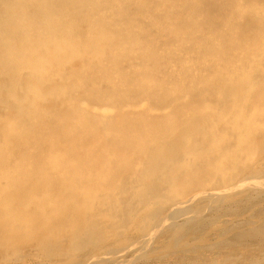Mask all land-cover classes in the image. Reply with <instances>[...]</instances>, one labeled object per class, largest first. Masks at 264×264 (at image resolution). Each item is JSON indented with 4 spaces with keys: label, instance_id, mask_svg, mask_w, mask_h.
I'll return each instance as SVG.
<instances>
[{
    "label": "rangeland",
    "instance_id": "rangeland-1",
    "mask_svg": "<svg viewBox=\"0 0 264 264\" xmlns=\"http://www.w3.org/2000/svg\"><path fill=\"white\" fill-rule=\"evenodd\" d=\"M151 1H131L119 13L111 11L115 3L103 0H0V264H264V178L252 187L247 181L240 184L254 163L264 162V135L252 141L248 161L235 159L239 151L233 144V122L225 119L227 113L232 116V108L238 111L231 98L243 91L245 97H238L241 104L252 98L255 110L264 109V46L253 49L259 31H264V0H177L176 4L166 0L164 7L173 15L170 21L174 24L186 25L194 11L203 19H195L198 30L185 36L175 51L170 48L176 44V36L157 27L160 11L148 10ZM241 5H249L244 14L239 12ZM130 15L135 25H140L135 31L128 28ZM91 16L97 17L94 29L88 25ZM68 18H76V23ZM46 28L52 30L48 39L43 37ZM56 30L61 34H55ZM211 32L218 39L200 44V35ZM150 36H156V41L150 42ZM194 40H199L198 44ZM194 45L200 52L211 50L216 58L203 59L205 67L190 62V73L201 74L193 84L187 80L176 88L168 81L181 74L180 67L190 58L187 55ZM247 47L259 52L258 65H252L256 81L250 91L244 90L240 73L238 81L229 82L235 71L250 68L243 57L246 54L237 53ZM220 60L224 61L223 70ZM148 69L147 84L155 91H147L146 83L138 79ZM67 71L77 76L63 77ZM95 71L101 73L100 81L91 77ZM79 76L82 82L75 80ZM180 91L186 93L185 99L178 97L176 102L172 97L177 98ZM76 98L94 101L98 108L106 105L107 117L95 110L90 119ZM206 104L217 114L201 112L181 122L188 109L205 108ZM126 115L135 124L117 137L112 121ZM79 124L84 125L81 138L87 147L84 144L80 161L65 159L60 163L63 170L68 164L79 167L88 158L82 166L87 173L76 182L69 169L67 176L73 180L48 171L55 169L59 159L53 142L69 138ZM210 129L213 132L208 137ZM141 130L156 134L134 154L125 155L130 138ZM187 138L192 143L189 149L183 144ZM27 144L36 146L26 152ZM92 145L101 155L97 159L89 158ZM100 161L105 162L103 167L91 170ZM17 162L36 168L22 172L16 181L12 178ZM258 168L264 173V163ZM55 174L56 179L52 178ZM213 180L219 181L216 186L225 181L240 186L223 201H196L181 213L170 209V201ZM186 185L189 188L184 189ZM149 213L159 215L157 221ZM150 222L155 226L153 235L143 243L142 226Z\"/></svg>",
    "mask_w": 264,
    "mask_h": 264
},
{
    "label": "bare ground",
    "instance_id": "bare-ground-1",
    "mask_svg": "<svg viewBox=\"0 0 264 264\" xmlns=\"http://www.w3.org/2000/svg\"><path fill=\"white\" fill-rule=\"evenodd\" d=\"M103 1H106L107 3H109V4H113V3H115V6L112 8L113 10H111L112 12L115 10V11H117V12H121V11H123V9H125L126 7H127V5L128 4H130V3H132L131 1H137V0H103ZM166 0H152L150 3L148 2L147 3V8H148V10L150 9V10H153V9H157V10H159L160 11V17L159 18H157L156 19V21H155V24L157 25V27H159V28H161V29H163V30H165V31H169L170 33H174L175 34V36H176V44H174V46H171V48H170V51H175V49H178L179 48V44H181L182 42H184V38H185V36H188V35H191L192 36V31H196V30H198V28H195L196 26H195V22H196V20L195 19H197V18H199V20H203V19H201L200 17H202V16H198L197 15V13L194 11V14H193V16L192 17H190V18H188L187 19V21H186V25L184 26V25H176V24H174L173 22H171L170 20L172 19L171 17L173 16V15H171V14H169L168 13V9H167V6L166 7H164V2H165ZM176 1L177 0H172L171 1V4H173V3H175L176 4ZM168 2V1H167ZM194 2H196V0H190V3H194ZM209 2V1H208ZM208 2H205V3H208ZM150 4V5H149ZM249 6V5H248ZM248 6H245L244 7V5H241L240 7H239V12L240 13H245L248 9H249V7ZM246 7H248L247 9H246ZM202 9V8H201ZM246 9V10H245ZM147 10V9H146ZM149 10V11H150ZM171 10V9H170ZM195 10V9H194ZM71 13V12H70ZM168 13V14H167ZM172 13V12H171ZM196 13V14H195ZM206 13H207V11H206ZM123 14H125V17L127 16V14L125 13V12H123ZM208 14V13H207ZM54 15H57L56 13L55 14H48V16H47V19H50L52 16H54ZM210 15V14H209ZM65 16V15H64ZM67 16V15H66ZM74 16V15H73ZM76 16V15H75ZM78 16V15H77ZM90 17V16H89ZM207 17V16H206ZM212 17V16H211ZM96 18L97 17H95V16H91V18H90V20H89V22H88V25H89V29H91V28H93V23L95 22V20H96ZM204 19H205V17H203ZM69 20H71L73 23H76V18H68ZM212 19V18H211ZM127 20L130 22V25H129V27L128 28H130V31L131 30H133V31H135L136 29H139V27H140V25L139 24H136L135 25V22H134V17L132 16V15H130L129 17H127ZM214 20V19H213ZM70 21V22H71ZM79 22V21H78ZM11 27V26H10ZM200 28H201V26H200ZM94 29V28H93ZM157 29V28H156ZM187 29H190V30H187ZM202 30H203V28H202ZM210 30V29H209ZM188 31V32H187ZM199 31H200V29H199ZM55 32V34H61L60 32H58L57 30L56 31H54ZM98 33V32H97ZM135 33V32H134ZM50 34H52V30L51 29H49V28H46L45 29V31L43 30V37L44 38H46V39H48V37L50 36ZM66 34H67V32H66ZM131 34V33H130ZM130 34H129V36H130ZM204 34V33H203ZM206 34V33H205ZM97 36V35H96ZM191 36H189V37H191ZM259 41L258 40H256L255 41V43L253 44V49H255V45H263L264 46V31L263 32H261V31H259ZM100 37V36H99ZM131 37H133V35L131 36ZM131 37H129V38H131ZM134 37H136V36H134ZM156 37V36H155ZM155 37H152V36H150V38H149V41L151 42V41H156L155 40ZM200 37H202V41H199V43L200 44H204V43H208L210 40H213V39H218L217 37H216V35L213 33V32H211L210 33V35H207V36H203L202 34L200 35ZM6 38V37H5ZM255 38H256V36H255ZM136 39V38H135ZM188 39V41H190L189 39L190 38H187ZM258 39V38H257ZM134 40V39H133ZM84 41V40H83ZM82 41V42H83ZM195 42H194V44L195 43H197L196 42V40H194ZM216 41V40H215ZM86 42V41H85ZM88 43V42H87ZM190 43V42H189ZM188 43V44H189ZM215 43V42H214ZM49 44V43H48ZM152 44V43H151ZM198 44V43H197ZM18 45V44H17ZM154 45V44H153ZM22 46V45H21ZM49 46V45H48ZM151 46V45H150ZM217 46V45H216ZM201 47H202V45H201ZM22 48V47H21ZM49 48H50V46H49ZM70 48H71V46H70ZM150 48V47H149ZM98 49V48H97ZM152 49V48H151ZM201 49V48H200ZM200 49L199 48H197V46L196 45H194V47L192 48V50H190V52H189V54L187 55L188 57H190V58H188L186 61H185V64L184 65H182V67H180L181 68V70H180V75H178V74H176V75H172L171 77V79L168 81L169 82V84H171L172 86H174V87H176V88H178V87H183V85L181 86V84L182 83H184L185 81H187L188 80V82H186V83H191V84H193L192 82H195V81H197V79H198V77H196V76H199L201 73H199L198 71L196 72V73H194L193 75H192V72L190 73V69H192V65H190L189 63L190 62H193V64L194 65H200V64H204V67L206 66V64L204 63L205 61L203 60V59H206L207 57L209 58V57H211V56H214V54H213V52H211V50H207V51H205V52H200ZM252 48H250V47H247V49H244V51L241 49H239L238 51H237V53L238 52H240V54H246V55H244L243 57H245L246 58V60L248 59V66L250 67L249 69H244V70H242V71H240V70H238V71H235L236 72V74H231L230 75V77H229V82L230 83H232V82H234V81H238L239 79L237 78V76H239V74L238 73H240L241 74V77L242 78H240V79H243L244 78V80H243V82H242V85H243V87H244V90H246V91H250L251 89H253L254 88V86H255V78H254V75H253V73H252V69H253V66L252 65H258V63H259V61H258V59L256 58V56H259V52H257L256 53V51H254ZM154 50H155V47H154ZM195 50V51H194ZM222 50H226V48H223ZM61 51V50H60ZM114 51H115V48H114ZM113 51V52H114ZM112 52V51H111ZM261 52L262 53H264V47L263 48H261ZM117 53V52H116ZM188 53V52H187ZM24 54V53H23ZM120 54V53H119ZM118 54V55H119ZM153 54H157V51H153ZM21 54L19 53V49H18V57L20 56ZM26 55V54H25ZM192 56V57H191ZM204 56V57H203ZM23 57V56H22ZM78 57V56H77ZM46 57H44V59H45ZM194 58H199L200 60H197V59H194ZM207 58V59H208ZM214 58H216L215 56H214ZM57 59V58H56ZM48 60V59H47ZM46 60V61H47ZM104 60V59H103ZM225 60V59H224ZM19 61V60H18ZM57 61V60H56ZM23 62V61H22ZM71 62V61H70ZM108 63L107 64H110V61H107ZM115 62H116V60H115ZM115 62H114V64H115ZM50 63V62H49ZM52 63H54V62H52ZM56 63V62H55ZM223 63H224V61L223 60H220V62H219V65L221 64L222 65V67H221V70H223L224 68H225V66L223 65ZM44 64H45V62H44ZM61 64V63H60ZM19 65H20V63H19ZM111 65H112V62H111ZM218 65V64H217ZM55 66H56V64H55ZM233 66V65H232ZM44 67V66H43ZM16 68V67H15ZM18 68V67H17ZM45 68V67H44ZM43 68V69H44ZM62 68V67H61ZM60 68V69H61ZM31 69V68H30ZM42 69V68H41ZM47 69V68H46ZM59 69V70H60ZM255 69H257V68H255ZM15 70V69H14ZM45 70V69H44ZM146 70V69H145ZM149 70V72H141L142 73V76L140 77V78H138V79H140V80H142V81H144V84L146 83V85L145 86H147L146 87V89H147V91H155L156 89L155 88H153V87H149V85L147 84V82H148V78H149V75H150V73H151V69H148ZM50 71V70H49ZM140 71V70H139ZM141 71H142V69H141ZM143 71H144V69H143ZM147 71V70H146ZM28 72V71H27ZM45 72V71H44ZM54 72H55V69H54ZM204 71H202V73H203ZM46 73V72H45ZM77 73V72H76ZM29 74H31V73H29ZM93 75H91V77H96L97 76V78L96 79H98V81H100V77H101V73L99 72V71H95V72H93L92 73ZM197 74V75H196ZM46 75H48V74H46ZM50 76V75H49ZM66 76H71V77H74V76H77L75 73H74V71H72V72H68L67 71V74H65V75H63V77H66ZM16 77V76H15ZM52 76H50V78H51ZM119 78H122L121 77V75L119 76ZM167 78V77H166ZM195 78V79H194ZM53 79H54V77H53ZM56 79V78H55ZM75 80H77V82H82L83 81V79L82 78H80V76L79 77H77V79H75ZM116 80V79H115ZM97 81V83H99ZM241 81V80H240ZM117 83H119L120 82V79H117V81H116ZM80 85V84H79ZM81 86V85H80ZM170 91V90H169ZM179 90L177 89V92H178ZM181 93H178V95L179 96H177V98L176 97H172V99L174 100V101H176L177 102V100H178V97H182L183 99H185V95H186V93L184 94L182 91H180ZM243 92H245V91H243ZM243 92H241L240 94L241 95H244V93ZM20 93V92H19ZM240 94L239 93H237L236 94V96H235V94L233 95V97L231 98V102H232V105H236V106H238V107H236V108H238V111H235L233 108H232V116H231V114L229 115V113H227L226 114V116L227 117H225V119L227 118L228 120H230V118H231V120L230 121H232L233 123H232V128H233V137H234V141H233V144L235 145V147H237V150L239 151V154L238 155H236L235 156V159H237V158H246L247 159V161L250 159V155L252 154V152H253V148H251V146L253 145V143H252V141L253 140H256V139H258V137L259 136H263L264 135V109H261V110H255L254 109V105H256L254 102H253V100H252V98H251V100L246 104H241V98H238L239 96H240ZM171 97V96H170ZM244 97H245V95H244ZM243 98V97H242ZM254 99V98H253ZM260 99H262V97L260 98ZM245 100H247V99H245ZM244 100V101H245ZM75 101H76V104L78 105V107L79 108H81V109H83L84 111H86L87 113H89V118L90 119H93V116L91 117V115H93V113H95L96 111L95 110H97V111H99V112H101L102 113V115L104 116V117H107V108L108 107H106V105L105 106H103V107H101V108H98L97 106H96V103H94V101L93 102H91V101H88V100H86V99H83V98H76L75 99ZM257 102H258V99L256 100ZM175 102V103H176ZM222 102V101H221ZM230 102V101H229ZM114 103V102H113ZM224 103V102H223ZM143 104H145V103H143ZM143 104H142V107H143ZM222 104V103H221ZM111 105V103L108 105V106H110ZM176 105V104H175ZM207 105V107H203V108H199V106H201V105H198V107H195V108H193V109H188L187 110V112H186V114H185V116L181 119V122H183V123H185V122H187V121H189L192 117H193V115H196L197 114V116H198V113H206L207 111H209L208 113H210V112H213V108H211V107H209V105L208 104H206ZM242 105H244V107L242 106ZM112 106V105H111ZM220 106V105H219ZM222 106V105H221ZM248 106V107H247ZM115 107V106H114ZM149 107V106H148ZM235 107V106H234ZM243 107V108H242ZM247 107V108H246ZM169 108V107H168ZM242 108V109H241ZM245 108V109H244ZM112 109V108H111ZM217 109V108H216ZM241 109V110H240ZM109 110H110V107H109ZM149 110V109H148ZM153 110V109H152ZM163 110V109H162ZM218 110V109H217ZM237 110V109H236ZM220 111V110H219ZM231 111V110H230ZM229 111V112H230ZM257 111H261L260 113H258ZM108 112H110V111H108ZM158 112V111H157ZM215 112V111H214ZM213 112V113H214ZM216 112H218V111H216ZM215 112V114H217ZM221 112V111H220ZM107 113V114H106ZM220 114V113H219ZM217 115V116H220V115ZM170 116H172V114L170 113L169 114ZM206 115V114H205ZM208 115V114H207ZM211 115V114H210ZM214 115V114H213ZM213 115H211V117H213ZM223 115V114H222ZM204 116V115H203ZM201 117V116H200ZM211 117H210V119H211ZM130 117L128 116V115H126V116H119V117H117V118H115L113 121H112V123H113V131H114V135H116L117 137H121V133H122V131H123V129L124 128H126V127H129L130 125H132V126H134V120H132L133 118H131V119H129ZM208 118H209V115H208ZM207 118V119H208ZM34 120H35V117L33 118ZM89 119V120H90ZM116 119H118V120H116ZM227 120V121H228ZM138 121H139V123L142 121V116H139L138 117ZM219 121H220V119H219ZM223 121H224V119H223ZM92 122H95V120H93ZM214 122V121H213ZM137 123V122H136ZM142 123V122H141ZM140 123V124H141ZM214 124H216V123H214ZM218 124V123H217ZM229 124V123H228ZM213 125V124H212ZM215 126V125H214ZM83 128H84V125L83 124H79V127L78 128H76L75 129V131H73L72 132V134L69 136V138H67V139H65V140H56V142H53V144H56V146L58 147H56L55 148V150L57 151L56 152V154H58V157H59V159H58V163H57V166L55 167V169H53V170H50V171H48V172H56L57 171V174H61V175H63L62 176V178L65 176V178L66 179H69V180H73V179H71L70 177H68L67 176V173L69 172V170H71L72 172H74L75 173V176H76V182H80L81 181V179L86 175V173H87V170H85L82 166H86L85 164H86V162H87V160H88V158L86 157V158H84L83 160H82V162H80V166L79 167H77V166H75L76 164H68L69 166H68V168H66V169H69V170H66V169H64L63 168V170L61 169V167H62V165L60 164L61 162H64L65 161V159H67L68 161H70V162H76V161H80V159H79V156H80V154H81V151L84 149V144H85V146H86V143H84L83 144V138H81V132H82V130H83ZM3 129V128H2ZM86 130V129H85ZM102 130V129H101ZM105 130V129H104ZM104 130H102V131H104ZM226 130H227V127H226ZM3 131V130H2ZM1 131V132H2ZM205 131V130H204ZM210 131V133H208V137H210V134L213 132V130H209ZM221 131V130H220ZM10 132V131H9ZM12 132V131H11ZM87 133V132H86ZM232 133V132H231ZM50 134H51V132H50ZM98 134H101V133H98ZM107 134H108V132H107ZM156 133H153V132H149V131H147V132H144V131H136L135 133H134V136L133 137H131L130 139V143L128 144V150L125 152V155H132V154H134V152L135 151H137L138 149H139V147L141 146V145H143V144H145L146 143V141H149V140H151V138H152V136L153 135H155ZM205 134V133H204ZM102 135V134H101ZM100 135V136H101ZM104 135V134H103ZM213 135V134H212ZM83 136V135H82ZM188 136V135H187ZM32 137V136H31ZM58 137V136H57ZM88 137V136H87ZM89 137H91V136H89ZM223 137H225V136H223ZM59 138V137H58ZM91 138H93V137H91ZM103 138V137H102ZM101 137H100V139H98L97 140V142H98V144L99 143H101V139H102ZM10 139V138H9ZM183 139H184V137H183ZM222 139V138H221ZM108 140V139H107ZM161 140V139H160ZM224 140V139H223ZM87 141V140H86ZM209 141V140H208ZM9 142H11V141H9ZM213 142H214V140H213ZM216 142V141H215ZM152 143V142H151ZM202 143V142H201ZM89 144H90V142H89ZM97 143H96V146L98 145ZM112 144V143H111ZM167 144H168V142H167ZM182 144V143H181ZM183 144L189 149V147L192 145V143L190 142V139H186L185 141H183ZM50 145V144H49ZM36 145L35 144H33L32 146H29L28 144H27V146H26V152L28 151V152H30V150H32L34 147H35ZM114 146V145H113ZM256 146V145H255ZM254 146V147H255ZM54 147V146H53ZM87 147V146H86ZM148 147V146H147ZM151 146H149V148H150ZM172 147V146H171ZM202 147V146H201ZM96 148V147H95ZM94 148V145H92V146H89V149H90V156H89V158H91V157H93L94 159H97V157L99 158V156H101V155H98V154H96L97 153V151H95L96 149ZM98 148H100L99 146H98ZM212 148V147H211ZM37 149V148H36ZM113 149H116V148H114L113 147ZM163 149H165V148H163ZM191 149H192V147H191ZM202 149V148H201ZM142 150V149H141ZM141 150H139L140 152H141ZM181 150H182V148H181ZM203 150V149H202ZM248 150H249V152H248ZM37 152H38V149L36 150ZM95 151V152H94ZM99 151V150H98ZM146 151H148L149 152V150H146ZM158 150H156V152H157ZM175 151V150H174ZM173 151V152H174ZM180 151V150H179ZM233 150L232 149H230L229 150V154H231V152H232ZM160 152V151H159ZM203 152V151H202ZM205 152V151H204ZM203 152V153H204ZM38 153H40V152H38ZM107 153V152H106ZM110 153V152H109ZM151 153V152H150ZM150 153H148V155L150 154ZM176 153H178L177 152V148H176ZM182 153V152H181ZM202 153V154H203ZM41 154V153H40ZM115 154V153H114ZM201 154V155H202ZM150 155H152V154H150ZM196 155V154H195ZM200 155V154H199ZM221 155V154H220ZM107 156V155H106ZM112 156V155H111ZM144 156V155H143ZM154 156V155H153ZM193 156V155H192ZM154 157H156V156H154ZM221 157V156H220ZM227 157L229 158L230 156L229 155H227ZM226 156H224L223 158H222V160H224V162H225V160H226V158H227ZM215 158V157H214ZM217 158V157H216ZM218 158H219V156H218ZM79 159V160H78ZM185 159H186V157H185ZM192 159V158H191ZM211 159V158H210ZM187 160V159H186ZM216 160V159H215ZM259 160H261V159H259ZM18 161V160H17ZM67 161V162H68ZM211 161V160H210ZM245 161V160H244ZM208 162V161H207ZM212 162V161H211ZM102 163H105V162H102V161H100V162H98L97 164H96V166L93 168V169H91V170H93V171H97L98 169L100 170L103 166V164ZM106 163H108V162H106ZM188 163V162H187ZM214 163V162H213ZM264 162H256V163H254V165H252L251 166V169H250V171L248 172V173H246V174H244L243 176H244V180L242 179V181H240V184H243L244 183V181H247L248 182V184H250V186L251 185H257V183H258V180H261V179H263L264 178V173H262L261 171L262 170H260V168H258V167H260V165H262ZM14 164V163H13ZM138 164H140V163H138ZM189 165H190V163H188ZM212 164V163H211ZM30 165H32V164H30ZM29 165V166H30ZM147 165V164H146ZM108 166V165H107ZM109 166H111V165H109ZM135 166L137 167V165L135 164ZM185 166V165H184ZM209 166V165H208ZM211 166V165H210ZM139 167V166H138ZM183 167V166H182ZM36 167L35 166H32V167H30V168H26V166H23V165H21V166H19V162H17V164H16V168H15V170H14V172H13V180H16L17 181V179H19L20 177H21V174H22V172L24 173V172H33V170L35 169ZM83 168V169H82ZM135 168V167H134ZM191 168V167H190ZM243 168V167H242ZM250 168V167H249ZM249 168H248V170H249ZM256 168V169H255ZM110 169V168H109ZM106 170V169H105ZM107 170H108V168H107ZM106 170V171H107ZM181 170H183V169H181ZM186 170H188V169H186ZM185 170V171H186ZM199 170V169H198ZM247 170V171H248ZM240 171V170H239ZM246 171V170H245ZM244 171V172H245ZM141 172H142V169H141ZM188 172V171H187ZM182 173H184V172H182ZM189 173V172H188ZM197 173V172H196ZM57 174H55V175H51L52 176V178L53 177H55V179L58 177L57 176ZM72 174V173H71ZM139 174V173H138ZM191 174V173H190ZM128 175V174H127ZM131 175V174H130ZM210 175V174H209ZM242 175V174H241ZM57 176V177H56ZM133 176V175H132ZM136 176V175H135ZM181 176V175H180ZM49 177V176H48ZM48 177L46 178V179H48ZM128 177V176H127ZM225 177H227V176H224V178ZM178 178H179V176H178ZM240 178H242L241 176H240ZM45 179V178H44ZM184 179V178H183ZM238 179H239V177H238ZM49 180H51V179H49ZM49 180H47L48 182H49ZM60 180V179H59ZM118 180V179H117ZM136 180V179H135ZM264 180V179H263ZM64 181V180H63ZM83 181V180H82ZM45 182V181H44ZM200 182V181H199ZM216 182H219V181H217V180H213V181H210V182H208V183H204V184H202L200 187H197L196 189H194L191 193H188V194H186V195H184V197H182V198H178V199H174L172 202L170 201V203L168 204L169 205V207H170V209L172 208H175V212H177V213H181V212H184V211H187V209H190V207H191V205H193V203H195L196 201H200V200H212L213 202L214 201H218V200H221L226 194H230L231 192L233 193V191H235V193H236V191H237V188H238V186H240L239 185V182L238 183H236V184H234V183H230V182H227V181H225V182H223V184L222 185H220V186H216ZM117 183H118V181H117ZM139 183V182H138ZM144 183V182H143ZM221 183V182H220ZM117 184H115V186H116ZM137 186H140V184L139 185H137ZM144 186V185H143ZM147 186V185H146ZM242 186V185H241ZM182 187V186H181ZM249 187V186H248ZM252 187V186H251ZM260 187V186H259ZM258 187V188H259ZM262 187H263V185H262ZM186 188H189V185H186L185 187H184V189H186ZM254 188V187H253ZM140 189V188H139ZM147 189H149V187L147 188ZM242 190V189H241ZM240 190V191H241ZM141 191V190H140ZM257 191V190H256ZM111 192V191H110ZM253 193V192H252ZM109 194V193H108ZM140 194V193H139ZM142 195H144L143 194V191H142V193H141ZM148 194V193H147ZM175 194H177V193H175ZM240 194V193H239ZM238 194V195H239ZM243 194H245V193H243ZM248 194V193H247ZM152 195V194H151ZM159 195V194H158ZM263 195V194H262ZM118 196V195H117ZM145 196V195H144ZM147 196V195H146ZM153 196V195H152ZM151 196V197H152ZM148 197V196H147ZM154 197V196H153ZM230 197V196H229ZM234 197V196H233ZM232 197V198H233ZM239 197V196H238ZM105 198V197H104ZM107 198V197H106ZM110 198V197H109ZM150 198V197H149ZM226 198H228V197H226ZM108 199V198H107ZM106 199V200H107ZM230 199V198H229ZM228 199V200H229ZM227 200V199H226ZM206 201V202H207ZM212 201H211V203H212ZM222 201H223V199H222ZM135 202H137V201H135ZM132 203V202H131ZM138 203V202H137ZM145 203H147V202H145ZM143 204V203H142ZM221 204V203H220ZM132 205H133V203H132ZM135 205V204H134ZM139 205H141L140 203H139ZM261 205V204H260ZM51 206V205H50ZM147 206V205H146ZM212 206V205H211ZM139 207V206H138ZM149 207V206H148ZM132 208V207H131ZM165 208V207H164ZM163 208V209H164ZM99 209V208H98ZM130 209V208H129ZM166 209V208H165ZM194 209V208H193ZM214 209V208H213ZM139 210V209H138ZM250 210V209H249ZM100 211V210H99ZM107 211V210H106ZM130 211V210H129ZM174 211V210H173ZM189 211V210H188ZM191 211H193V210H191ZM102 212V211H101ZM105 212V211H104ZM103 212V213H104ZM169 212V211H168ZM174 212V213H175ZM218 212V211H217ZM131 213V212H130ZM100 214V213H99ZM134 214H136L135 212H133V214H132V216H134ZM141 214V213H140ZM173 214V213H172ZM95 215V214H94ZM147 215V214H146ZM151 218L153 217V219H154V222L155 221H157V219L159 218V215H156V217H154V215H150V213L148 214ZM148 215L146 216V217H148ZM189 215V214H188ZM195 215V214H194ZM203 215V214H202ZM217 215H219V214H217ZM226 215V214H225ZM92 216V215H91ZM145 216V215H144ZM179 216V215H178ZM113 217V216H112ZM146 217H144V219L146 218ZM149 217V218H150ZM186 217V216H185ZM140 218H141V216H140ZM167 218V217H166ZM181 218V217H180ZM191 218V217H190ZM260 218V217H259ZM263 218V217H262ZM97 219V218H96ZM131 219H132V217H131ZM142 219V218H141ZM147 219V218H146ZM179 219V218H178ZM183 219V218H182ZM185 219V218H184ZM189 219V218H188ZM208 219V218H207ZM212 219V218H211ZM213 219H214V217H213ZM212 219V220H213ZM62 220V219H61ZM199 220V219H198ZM233 220V219H232ZM253 220H255V219H253ZM163 221V220H162ZM168 221H169V219H168ZM167 221V222H168ZM175 221V220H174ZM208 221V220H207ZM257 221V220H256ZM153 222V223H154ZM186 222V221H185ZM194 222V221H193ZM75 223V222H74ZM142 223V222H141ZM151 224L150 225H148V226H142L143 228H144V230H145V235H143L142 236V242L143 243H145L146 242V240L147 239H149V238H151V236L153 235L152 233H153V229H154V224L152 223V222H150ZM165 223V222H164ZM169 223V222H168ZM175 223H177V222H175ZM230 224V223H229ZM140 225V224H139ZM143 225V224H142ZM159 225V224H158ZM166 225V224H165ZM204 225V224H203ZM162 228H163V226H162ZM242 228V227H241ZM76 230V229H75ZM204 230V229H203ZM156 231H158V229L156 230ZM205 231V230H204ZM233 231V230H232ZM234 232V231H233ZM94 234V233H93ZM92 234V235H93ZM139 235H140V232L138 233ZM141 234H143L142 232H141ZM181 234V233H180ZM213 234V233H212ZM149 235H151V236H149ZM195 235V234H194ZM218 235V234H217ZM233 235V234H232ZM210 236V235H209ZM154 237V236H153ZM221 237V236H220ZM140 238V237H139ZM130 239V238H129ZM135 239V238H134ZM204 239V238H203ZM92 240V239H91ZM92 242V241H91ZM142 242H141V244H142ZM159 244V243H158ZM180 244V243H179ZM197 244V243H196ZM186 245V244H185ZM113 246V245H112ZM167 246V245H166ZM191 246V245H190ZM147 247V246H146ZM110 250H108V251H106V252H109ZM127 251H128V249H127ZM112 252V251H111ZM79 254V253H78ZM108 254V253H107ZM144 254V253H143ZM101 255H103V254H101ZM80 256V255H79ZM100 256V255H99ZM125 256V255H124ZM132 256H133V254H132ZM100 258H102V256H100ZM91 259V258H90ZM98 260V259H97ZM109 260V259H108ZM111 260V259H110ZM101 261V260H100ZM105 261H107V259L105 260ZM130 261V260H129ZM90 262H92V261H90ZM128 262V261H127ZM126 262V263H127ZM98 263V262H97ZM71 264V263H70ZM129 264V263H128ZM133 264V263H132Z\"/></svg>",
    "mask_w": 264,
    "mask_h": 264
}]
</instances>
